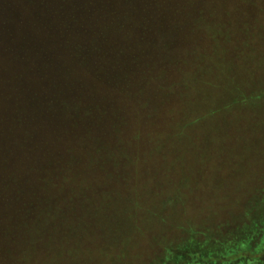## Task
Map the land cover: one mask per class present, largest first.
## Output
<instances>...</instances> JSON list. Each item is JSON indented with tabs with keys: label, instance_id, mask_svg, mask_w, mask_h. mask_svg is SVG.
<instances>
[{
	"label": "trees",
	"instance_id": "obj_1",
	"mask_svg": "<svg viewBox=\"0 0 264 264\" xmlns=\"http://www.w3.org/2000/svg\"><path fill=\"white\" fill-rule=\"evenodd\" d=\"M172 27H181L184 43L200 44L182 70L189 90L163 100L156 116L172 112L171 121L141 141L148 102L160 94L156 81L171 70L157 42ZM263 55L264 0H0V200L100 198L91 178H73V162L83 157L88 170L107 165L95 184L127 186L121 165L175 151L190 114L209 116L223 98L233 107L244 96L239 78L260 72L249 64L260 57L263 66ZM60 176L66 182L55 194ZM229 249L209 258L254 261L264 247L241 241Z\"/></svg>",
	"mask_w": 264,
	"mask_h": 264
},
{
	"label": "rangeland",
	"instance_id": "obj_2",
	"mask_svg": "<svg viewBox=\"0 0 264 264\" xmlns=\"http://www.w3.org/2000/svg\"><path fill=\"white\" fill-rule=\"evenodd\" d=\"M178 30L172 27L157 42L159 59L171 70L156 81L160 94L148 102L141 141H151L153 125L162 128L171 121L172 112L156 116L163 100L179 99L189 90L182 70L199 43H184ZM261 60L263 66L260 57L249 64L260 72L239 78L244 96L233 107L223 98L209 116L202 112L195 114L199 119L192 114L185 119L175 151L156 155V161L121 165L120 173L130 179L127 186L118 183L117 189L116 179L95 184L107 165L88 170L83 157L73 162V178L79 184L91 178L93 187L103 189L100 198L1 199L0 264H264V55ZM65 178L59 177L54 192L60 194ZM88 194L95 196L94 189ZM241 241L262 249L260 259L209 258Z\"/></svg>",
	"mask_w": 264,
	"mask_h": 264
}]
</instances>
